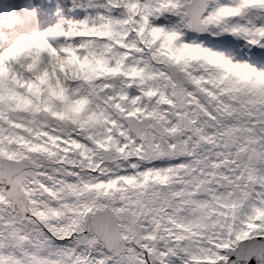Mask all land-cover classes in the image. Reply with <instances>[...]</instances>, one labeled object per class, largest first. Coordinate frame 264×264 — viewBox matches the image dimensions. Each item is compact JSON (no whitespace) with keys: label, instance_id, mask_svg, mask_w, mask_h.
Here are the masks:
<instances>
[{"label":"snow or ice","instance_id":"1","mask_svg":"<svg viewBox=\"0 0 264 264\" xmlns=\"http://www.w3.org/2000/svg\"><path fill=\"white\" fill-rule=\"evenodd\" d=\"M0 264H264V0H0Z\"/></svg>","mask_w":264,"mask_h":264}]
</instances>
